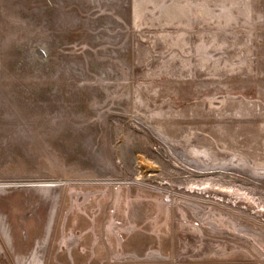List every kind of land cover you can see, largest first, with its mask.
Wrapping results in <instances>:
<instances>
[{"label":"rangeland","instance_id":"1","mask_svg":"<svg viewBox=\"0 0 264 264\" xmlns=\"http://www.w3.org/2000/svg\"><path fill=\"white\" fill-rule=\"evenodd\" d=\"M0 264H264V0H0Z\"/></svg>","mask_w":264,"mask_h":264}]
</instances>
